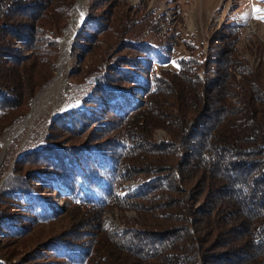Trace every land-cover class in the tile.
Wrapping results in <instances>:
<instances>
[{
    "label": "trees",
    "instance_id": "obj_1",
    "mask_svg": "<svg viewBox=\"0 0 264 264\" xmlns=\"http://www.w3.org/2000/svg\"><path fill=\"white\" fill-rule=\"evenodd\" d=\"M73 1L0 0V66H13L0 67V134L52 72ZM89 2L71 53L92 61L68 73L88 91L0 168V264H264V66L236 54L240 27L221 25L205 55L186 41L178 69L158 70L171 43L147 41L137 8L115 24L106 0ZM16 44L51 70L31 77ZM113 206L138 209L144 226L106 232Z\"/></svg>",
    "mask_w": 264,
    "mask_h": 264
},
{
    "label": "rangeland",
    "instance_id": "obj_2",
    "mask_svg": "<svg viewBox=\"0 0 264 264\" xmlns=\"http://www.w3.org/2000/svg\"><path fill=\"white\" fill-rule=\"evenodd\" d=\"M77 1H73L74 4L71 7L60 39L64 37L65 29L73 18V10L77 5ZM84 1L81 16L85 13L90 3V0ZM132 8H137L134 11L137 18L146 17L148 19V26L137 28L144 29L142 33L147 35V41L152 43L154 40L158 41L160 39L161 42L167 40L171 43L170 49H167V52H164L161 58L155 59L154 65L158 70L167 68L178 69L177 60L181 56L188 54L186 41L196 46L195 53L202 52L205 55L209 44L208 39L215 34L217 36V33L221 29L220 26L228 21L236 22L241 29L237 38L238 42L235 45L236 54L244 60L249 61V64L252 66L258 64L260 61L263 62L262 64L264 66V49L261 47V52H256L259 44L264 45V20L255 18L260 13H253L254 8L264 10V0H125L120 3L116 0H106L105 6L101 7L99 11H103L104 15L111 17L114 23L118 24L122 20L123 14L129 13ZM109 39L112 46L118 42L117 36H109ZM61 40L58 42V47L60 46L59 43ZM101 42L104 43V40ZM15 47L23 50V54L28 57L26 61H29L30 65L27 64L23 69L27 68V73L31 77H36L37 71L40 73L45 71V74H47V71L51 70L49 66H39L41 68L39 71L37 62H31L32 58L29 56L30 51H24L21 44H16ZM59 55L60 47L55 58V66L51 70L52 72L44 80V76L41 74L43 81L34 85L36 92L30 100L29 107L26 109L24 115L16 122L10 123L0 134V146L6 137L10 139L8 145L13 141L12 139L19 138L18 145L14 149L15 151L6 157L7 161L5 160L3 162L5 155L1 159L0 168H6L3 177L9 174L14 160L22 156L24 147L26 148L28 146L29 149H32L39 145V143L45 141L48 136L47 132L52 126V119L61 112L76 107L81 96L88 91L87 82L78 83L81 75L69 76L68 73L73 68H77L79 74L82 73L88 68L92 60L89 55L85 57L80 51L72 54L70 49L68 61L66 60L67 62L63 70L64 77L62 83L55 90L56 96L51 101L48 100L45 103L46 106L39 111L38 116L32 123L16 132L15 128L31 111L34 99L55 78ZM11 65V63H5L0 67L7 70L10 69ZM11 67L13 68V66ZM28 69L30 70L28 71ZM152 138L154 141H167L169 135L164 129L155 128ZM1 153L2 150L0 148V155ZM2 178L0 179V185L3 180ZM140 185V180H128L122 185L119 195L122 196L129 190L136 191ZM56 202L59 204L58 201ZM101 220L104 230L109 233L118 232L121 234L130 229H141L144 226V219L141 212L131 207L128 209L118 208L116 206L107 208L103 212Z\"/></svg>",
    "mask_w": 264,
    "mask_h": 264
},
{
    "label": "bare ground",
    "instance_id": "obj_3",
    "mask_svg": "<svg viewBox=\"0 0 264 264\" xmlns=\"http://www.w3.org/2000/svg\"><path fill=\"white\" fill-rule=\"evenodd\" d=\"M77 5L75 6L73 10L72 19L65 29V35L63 39L60 42V55L58 58V65L55 72V78L46 85V87L37 95V97L34 99L32 103V109L31 111L23 118L22 122L15 128L16 132L20 131L21 129H24V126L32 123L34 119L38 116L39 111L42 110L46 105L45 103L48 100H52L56 96V88L59 84L62 83L63 80V70L65 67L66 62L68 61V57L70 54L71 49V41L73 39V36L75 35L76 31L79 29L81 25V12L83 9V5L85 3L84 0H78ZM80 21V22H79ZM79 22V23H78ZM78 24V25H77ZM67 60V61H66ZM61 86V85H60ZM59 91V90H58ZM9 137H6L3 142L1 143V150L2 153L0 155V159H3L6 148L9 143Z\"/></svg>",
    "mask_w": 264,
    "mask_h": 264
},
{
    "label": "snow or ice",
    "instance_id": "obj_4",
    "mask_svg": "<svg viewBox=\"0 0 264 264\" xmlns=\"http://www.w3.org/2000/svg\"><path fill=\"white\" fill-rule=\"evenodd\" d=\"M253 13H260L259 15H256L255 18L264 20V10L254 8Z\"/></svg>",
    "mask_w": 264,
    "mask_h": 264
},
{
    "label": "water",
    "instance_id": "obj_5",
    "mask_svg": "<svg viewBox=\"0 0 264 264\" xmlns=\"http://www.w3.org/2000/svg\"><path fill=\"white\" fill-rule=\"evenodd\" d=\"M81 17H82L81 25H80L79 29L76 31V33H75V35L73 36V38L79 33V30H80V28L82 27L83 22L85 21V18H86V17H84V13H83V15H82ZM62 38H63V37H62ZM62 38H61V39H62ZM61 39H60V40H61ZM60 40H59V41H60ZM72 42H73V39H72V41H71V44H72ZM59 44H60V43H59ZM70 46H71V45H70ZM0 162H1V159H0Z\"/></svg>",
    "mask_w": 264,
    "mask_h": 264
}]
</instances>
